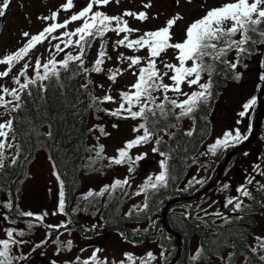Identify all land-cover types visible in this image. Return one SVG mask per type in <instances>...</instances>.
Returning <instances> with one entry per match:
<instances>
[{"label": "snow or ice", "instance_id": "snow-or-ice-1", "mask_svg": "<svg viewBox=\"0 0 264 264\" xmlns=\"http://www.w3.org/2000/svg\"><path fill=\"white\" fill-rule=\"evenodd\" d=\"M113 2L119 6L121 0H88L86 6L73 12L74 0H66L49 16L38 17L46 23L39 33L23 32L25 38L23 46L15 52H8L0 57V66H4L0 71V81L11 77L14 85L9 88L6 83H0V109H3L0 111V117L8 116L7 120L0 121V179L7 176V169L15 168L19 164L21 144L17 143L18 136L43 135L48 140L54 138L51 122L48 123V132L40 134L37 129L42 126L43 121L38 125L23 116L25 112L33 110L36 114H40L35 106L46 105L48 94L53 88L60 91L64 97V104L74 114L78 112V104L83 103L81 96H84L88 101L85 107L94 112L97 120L101 119L99 113H103L117 120L137 122L132 126L133 138L125 140L123 146L116 149L114 156L106 155L105 145L100 143L102 137L107 138L111 135L106 131V126L94 124L88 129L90 134L98 133L95 135L96 143L85 149L91 153L86 166L88 170L102 172L105 168L120 167L126 168V174L123 179L114 177L111 183L104 184L98 191L89 188L77 198V206L70 211H66L69 207L67 197L70 191L66 192L65 182L53 161V175L57 179L59 191L57 205L51 215L64 217L56 224L46 223L49 216L47 210L41 213L25 211L20 208L11 187L0 188V191L7 193V199L0 201V209L3 210V220L10 225L2 230L4 238H0V264H27L30 253L40 250L39 254L43 256V249L50 242L56 245L57 256L63 251H71L74 246L73 241L71 239L62 241L60 237L65 233L71 234L74 215L86 212L89 207L99 211L112 204L115 208L116 204L121 203L125 198L132 197L142 196L143 201L133 204L124 213V218L137 220L144 218L150 221L143 230L134 229L133 235L142 236L153 231L160 233L162 240L170 242L171 233L164 235L163 230L158 227V222L152 219L154 213L150 202L162 192H166L170 186H176L179 176L183 174V170L177 173L172 161L179 156L185 168L195 166L197 169L184 186L177 190L199 191L212 179L210 173L214 171L220 159L226 157L230 150L244 144L251 136L250 112L255 111L259 99L255 95L242 105V110L237 114L239 117L236 121L237 125L242 124L246 117L249 119L246 131L242 132L240 127L227 129L203 152H198L199 146L194 144L195 137L200 134L197 122L207 120L210 103L215 99L214 77L230 75L233 79L239 80L242 73L238 72L237 68H247L244 61L254 55H260L262 74L259 80L264 82V51H261V46H264V0H232L210 8L203 16L188 24L180 41H175L173 29L178 21L184 19L181 14L177 13L169 18L164 27L146 30L141 35V29L130 26L129 18L140 23L147 22L150 17L146 10L150 9L152 4L143 3L142 7L145 11L125 9L118 15H109L106 11L100 10L106 9ZM192 2L193 0H187L189 4ZM10 4L11 0H0V17L6 15ZM61 11L71 13L62 22L59 20ZM49 21L51 23H48ZM72 24L77 26L69 30ZM109 33H114L117 37L111 41L112 50L117 55L115 66L106 70V63L113 59L108 51ZM45 41L49 44L46 49L48 56L43 58V54L38 55L33 64L30 53ZM52 41L58 42L53 44ZM97 41L100 43L95 59L90 67H86L88 56ZM121 48L132 54L128 55L120 51ZM145 50L146 55H137ZM169 50L173 51L175 62H168L164 58ZM232 53L235 55L230 60L228 57ZM60 54H63L62 59L57 58ZM17 65L21 66L13 74ZM128 72L136 77L135 82L128 85L127 90H118V99L112 95L111 86L103 96L95 94L97 87L102 89L104 86L94 83L93 74L103 73L111 85H115L118 78ZM205 76H207L206 80ZM77 78H80V82L74 88L76 96L69 102L64 90L68 81ZM185 86L192 90L185 91ZM108 103L117 106L111 109L103 107ZM21 119L27 120L23 130L17 127ZM184 120L191 121V126L187 129L182 126ZM111 127L118 129L119 125L113 123ZM203 127L207 128V124ZM149 144L152 145L151 152L160 157L156 162L159 172L149 173L143 182L136 186V190L131 191L132 179L140 167V162L148 157L147 152L138 150ZM190 144L193 145L191 149ZM13 147L16 148V152L7 155L6 151ZM249 155V152H243L244 157ZM202 157L204 159H201ZM104 161H107V164H104ZM249 168L250 171L244 170L242 182L234 189L230 179L227 182H218V192L225 193L229 190L235 192V195L225 196L222 205L231 215H226L219 209L209 211L213 205L219 203L214 200L208 204V207H203V203L207 201L194 206L188 203L184 205L180 217L173 218V224L193 221L197 227L203 225L212 229V235L207 238V242L200 244L194 254L190 255L191 264H211L212 257H215L219 264H264V235H256L235 227L253 210L252 205L258 204L260 208H264V182H262L264 157H256L249 164ZM201 170L205 172L202 177L199 176ZM228 172L229 169L226 167L224 175L227 176ZM18 191L16 189V192ZM114 200L115 204H113ZM260 214L264 215V212ZM103 219L101 215V220ZM217 221L222 223L218 224ZM17 224H23L24 227H12ZM225 225L233 227L226 233L217 231ZM40 227L45 229L44 239L38 243L26 239L33 234L35 228ZM98 227H102V224L84 226L83 231H95ZM54 232L56 235L53 238ZM120 235L133 247L137 245L138 241L129 240L123 232ZM223 235L229 238L223 240L221 239ZM249 236L254 241L251 244L248 243ZM25 245H31L28 254L24 252ZM224 248L231 251L224 255L221 252ZM160 249L159 256L150 250L142 255L125 251L121 260L109 262L107 257H100L99 254L103 249L99 247L95 248L90 256L82 259L81 255L86 249L81 248V255H77L74 260L65 261V264H155L158 259L166 264L168 259L166 253H169L170 249L163 243L160 244ZM51 264H57V261L52 260Z\"/></svg>", "mask_w": 264, "mask_h": 264}, {"label": "rangeland", "instance_id": "rangeland-1", "mask_svg": "<svg viewBox=\"0 0 264 264\" xmlns=\"http://www.w3.org/2000/svg\"><path fill=\"white\" fill-rule=\"evenodd\" d=\"M65 2L66 0H11L10 7L6 11V15L4 17H0V57H3L8 52H15L18 48L23 46L25 38L23 37L22 33L27 31L30 34H37V32L46 24L43 20L38 19V17L49 16L52 11H56L58 7ZM87 2L88 0H74L75 8L72 11H79L82 7L86 6ZM148 2L152 4V7L146 10L150 19L147 22L140 23L129 18L130 26L141 29L140 34L142 35L146 30H156L164 27L169 18L179 13L184 17V19L182 21H178L177 26L173 29V32L175 34V41H180L183 39L184 29L188 24L203 16L210 8L218 7L223 3L232 2V0H206V2L203 4L197 2H192L189 4L187 3V0H178V3L177 0H121L119 6L113 2L106 9L100 10L106 11L109 15H118L125 9L139 12L145 11V9L142 7V4ZM70 14L71 13L61 11L59 20L62 22L68 18ZM48 23H51V21ZM76 26V24L70 25L69 30L75 28ZM58 34L59 33H56V35ZM108 37H110L108 51L112 55L113 59L112 61L106 63V70L107 68L115 66V58L117 55L116 52H113L111 47V41L117 39V37L114 33H109ZM57 42L58 41H52L53 44ZM99 43L100 42L97 41L91 49L86 66H91L92 61L95 59L96 50ZM48 47L49 44L47 41H45L42 45H38L37 48L30 53V59L32 60L33 64L35 63L36 57L38 55L43 54V58L48 56V52L46 51ZM69 51H71V49H69ZM120 51H123L128 55L132 54L123 48H121ZM137 55H146V50L137 53ZM234 55L235 54L233 53L231 56ZM57 58L62 59L63 54H60ZM164 58L167 59L168 62H175L172 50H169ZM250 60V63L245 62L247 64L246 69L249 71L245 72L246 74L243 73L244 76L241 77V80L237 82V84L227 86L221 94L219 102H217L218 107L216 106V109L212 115V132L210 138L205 144V149L209 144L214 142L215 138L222 136L223 132L227 129L240 127L242 132L244 131V128L247 129L248 126L245 123V119L240 125H237L236 121L239 118L237 115L238 112L242 110V105L251 97V95H253V92L255 91V84H257L256 71H258V64L253 62V60L258 61V55H254ZM20 66L21 65L16 66V68L13 70V74H15ZM3 67L4 66H0V71L3 70ZM29 75H32L31 67L29 68ZM205 78L206 77H204V79ZM92 79L96 85L103 84L104 86L102 89L99 87L95 89V94L97 96H103L105 91L111 86L112 95L116 96L118 99V90H127V86L134 83L136 77L131 75L130 72L125 73L122 77L118 78V81L115 85H111V82L106 79L103 73L99 75L93 74ZM165 82H167V80ZM0 83H6V86L9 88L14 86L11 82V77L5 78V80L0 81ZM191 90L192 89H189L185 86V91L190 92ZM116 106L117 105L111 103L103 105V107L109 109ZM0 111H3V109H0ZM99 115L101 116V119L97 120L94 117L91 122V127L94 124H103L106 126V131L110 132L111 135L107 138L102 137L100 139V143L105 145L106 155L114 156L116 155V149L122 147L125 140L133 138L132 126L137 122L131 120H117L113 117L104 115L103 113H99ZM7 119L8 116L0 117V121ZM113 123L118 124L119 128L113 129L111 127ZM97 134L98 133L90 134V146L96 143L95 135ZM256 147L252 149L253 152ZM151 148L152 145L149 144L146 147L138 150L141 152H147L148 157L144 161L140 162V167L132 179L131 191H135L136 186L141 184L149 173L159 172V167L156 162L160 159V157L158 155H154L151 152ZM15 152L16 148L13 147L12 149L7 150L6 154L11 155ZM259 152L260 148L258 149V155ZM90 155L91 153L89 156ZM89 156L84 161L83 168L81 170L83 173L81 180L82 194L86 193L89 188L98 191L104 184L111 183L114 177L123 179L124 175L126 174V168L120 167H113L110 169L105 168L102 172L89 171L86 167ZM254 160L255 158H249V162H245L243 167H231L230 165L228 167V175H223L221 182H227L230 179L234 189L236 185L242 182L244 170H250L249 164ZM103 163L107 164V161H104ZM7 170L11 171L9 174L11 177V182L10 184L0 183V188H6L8 185L11 187L16 184L15 186L18 187L19 191L15 192V197L18 199L21 209L25 211L31 210L34 213H41L47 210L49 216L46 219V223L56 224L61 221L59 219L63 218V216L51 215L52 211L57 205L59 187L57 179L53 175V163L46 154H37L31 160L29 166L26 167V169L23 170L19 175H15L12 171V168ZM202 171L203 170H201L199 173V176L201 177L204 176V172L202 173ZM193 174L194 173H192L191 176ZM218 187L213 190L211 195L203 199V201H207V203H203L204 207H208V204L214 200L219 201V203L213 205L209 211H216L217 209L220 211L226 210L222 207L224 197L227 195H235L234 190H229L228 192L222 194L217 191ZM6 199L7 193L5 191H0V201H4ZM142 201V196L125 198L124 202L126 204V212L133 204H139ZM82 216L86 224L89 225L91 222L97 220L94 216H91L88 213L82 212ZM258 220L259 225L255 231V234L264 235V215H260ZM19 225L21 226L22 224ZM19 225H12V227L19 228ZM9 226L10 225H8L3 220V215L0 212V238H4V233L2 231L3 228ZM61 231H63V229H61ZM38 232L36 236H34L33 233L32 237H30V240L38 243L44 239L45 231H41L39 229ZM55 235L56 233H53V237H55ZM60 239L62 241L71 239L74 244L72 250L63 251L59 256H57L55 255L56 245H50L43 249V256L39 254V250L32 255L27 264H51L52 260H56L57 264H65V261L74 260L77 255H81V248L86 249V251H84L81 255L82 259L90 256L92 251L99 247L103 249V251L99 254L100 257H107L109 262L112 260H116L117 262L121 260L123 258L122 254L125 251L133 252L136 255H142L146 251L150 250L157 254V256H159L161 251L159 241L145 243L142 238L136 237L134 240L138 241V243L135 247H133L131 243L122 239L120 233L117 231H110L106 228L104 233H100L98 236H96L94 241L85 239L76 232H71L70 235L65 233L60 237ZM198 244L197 238L191 239L190 246L193 251L198 247ZM27 247L28 248L25 251L26 254L29 253L31 245H28ZM155 264H164V261L158 259ZM212 264H216V261H214Z\"/></svg>", "mask_w": 264, "mask_h": 264}, {"label": "trees", "instance_id": "trees-1", "mask_svg": "<svg viewBox=\"0 0 264 264\" xmlns=\"http://www.w3.org/2000/svg\"><path fill=\"white\" fill-rule=\"evenodd\" d=\"M225 78L226 77L224 76L214 77L216 83L214 85L213 91L216 95L219 87L221 85H224L223 83ZM227 78L233 79L230 75L227 76ZM79 82L80 78H77V80L68 81L67 87L64 91L69 102L76 96L74 88ZM81 99L83 100V103L78 104V112L74 114L72 110L64 104V97L61 95L60 91L53 88L48 94L47 104L43 106L41 104H37L35 106V108L39 109L40 114H36L35 110L25 112L23 114L24 117H27V120H33L38 125L41 121H43L42 126H39L37 129L38 133L40 134L48 132V123L51 122L53 124L54 138L48 140L45 139L43 135L23 137L18 136L19 143L21 144V152L18 166L12 169L15 173L18 172L20 174L25 167L26 161L37 151L43 149L47 151L52 160L55 161L56 166L65 182V187H68V189L71 191L73 188H77L79 186L78 170L81 162L88 153L85 149L89 147L90 133H88V129L91 116V109H87L85 107L88 102L87 98L81 96ZM214 100H212L210 103L208 113L212 108ZM27 120L21 119V122L19 125H17V127L20 130H23L25 128ZM205 124H207V128L203 127ZM197 129L200 134L195 137L194 144L198 145L199 149L201 142L210 131L208 116L206 121L199 120L197 122ZM201 136L203 137L202 141ZM192 147L193 145L190 144L189 148L191 149ZM172 163L175 166L177 173H181V171L183 170V174L179 176V180L177 181V183L181 182L185 178L189 168L184 167V165L180 161L179 156L176 160L172 161ZM8 176L5 178V181L9 180ZM170 187L171 188H169L166 192H162L158 197H156L153 202H150L151 208L154 213L152 215V218L156 215L161 226H163V223L160 216L166 200L173 197V195H176L174 186ZM256 195L259 196L258 193H256ZM113 204H115V201H113ZM121 206L122 203H119L116 204L115 208H113L112 204H110L107 208L100 209V219L101 215H103L104 219L101 221L102 223H105V228L115 226L122 227L126 222L133 223L143 219L141 218L137 220L135 218H124V213L126 212L124 210H121ZM252 208L253 210L249 213L246 219L244 221L238 222L235 227L240 228L242 231L247 230L252 233L255 232V229L258 225L257 215L261 213L263 208H260L258 204L252 205ZM181 213H168L166 221L168 222V226L172 231H177L181 234L183 240L181 253L175 264H191L189 260L190 239L194 236H198L200 239V244L206 243L207 238L212 235V229L211 227L205 228L203 225L197 227V225L193 221H186L184 223L177 222L176 224H173V218H179ZM141 215L143 216V214ZM217 223L220 224L222 223V221H217ZM231 227L233 226L225 225L224 228L217 229V231L226 233ZM169 232H167V234ZM171 235L172 240L169 242V247L171 248V250H173V255H175L178 247L177 236H175L174 234ZM228 238L229 237L227 235H223L221 237V239L223 240H227ZM250 238L251 236L248 237V243ZM227 250L231 251V249L228 248L221 249L222 254ZM213 258L215 257H212V259Z\"/></svg>", "mask_w": 264, "mask_h": 264}, {"label": "water", "instance_id": "water-1", "mask_svg": "<svg viewBox=\"0 0 264 264\" xmlns=\"http://www.w3.org/2000/svg\"><path fill=\"white\" fill-rule=\"evenodd\" d=\"M201 1H203V0H201ZM263 106H264V103H261V105H260V109H259V113H258V116H257V119H256V128H255V130H254V132H253L252 137L250 138L249 141H247V143H245V144L241 145L240 147L236 148L232 153H234V152H236V151H239V150H241V149L247 147V146H248L249 144H251V142L256 138V136H257V134H258V130H259V125H260L261 117H262ZM232 153H231V154H232ZM231 154H230V155H231ZM230 155H229V156H230ZM229 156H228V157H229ZM216 180H217V179H216ZM216 180H215V181H216ZM215 181H214V182H215ZM205 190H207V188H206Z\"/></svg>", "mask_w": 264, "mask_h": 264}]
</instances>
